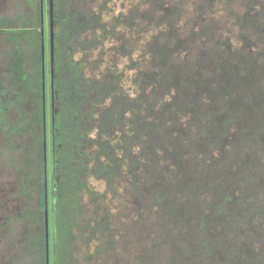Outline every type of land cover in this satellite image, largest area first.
Segmentation results:
<instances>
[{
    "label": "trees",
    "instance_id": "16d2710c",
    "mask_svg": "<svg viewBox=\"0 0 264 264\" xmlns=\"http://www.w3.org/2000/svg\"><path fill=\"white\" fill-rule=\"evenodd\" d=\"M107 1L53 0L49 264H264V0H136L106 19ZM107 39L111 64L87 74ZM10 40L34 68L12 51L0 130L38 153L18 167V217L46 264L40 27Z\"/></svg>",
    "mask_w": 264,
    "mask_h": 264
},
{
    "label": "rangeland",
    "instance_id": "374dc122",
    "mask_svg": "<svg viewBox=\"0 0 264 264\" xmlns=\"http://www.w3.org/2000/svg\"><path fill=\"white\" fill-rule=\"evenodd\" d=\"M136 0H108L105 9V18H110L119 13H125L128 8ZM102 0H98V3ZM37 0H0V83L5 87V90L14 97L11 91L12 79L9 74V69L14 61L12 51L16 48L18 51L25 52L24 66L28 72L33 71V53L29 52L32 49L30 43H24L18 40L14 43L10 40V36L15 31L26 24L27 27L39 29L37 25ZM44 10V67H45V112H46V157L47 169L49 173V121H50V83L51 77L49 72L50 64V46H49V24H48V0H43ZM18 33V31L16 32ZM27 35V34H26ZM29 36V35H27ZM115 42V41H114ZM112 40L107 39L103 46V60L98 69L86 68L87 74H96L99 76L101 72L108 67L113 59L114 53L109 47ZM29 50V51H28ZM100 49L97 48L87 55V59L93 60L97 58ZM80 53L76 54L78 57ZM118 68L125 71L123 78L124 85L130 88L131 93H134V87L131 83L132 71L125 69L127 58L118 56L116 59ZM25 108H32V101L25 102ZM19 114L18 108L11 110V118L14 119ZM27 119V116L25 117ZM32 142V136L29 133H20L11 140L4 137L0 130V264H37L38 249L30 250L26 242V223L18 217V212L22 211L26 205L24 197L21 195V175L18 171L22 159L26 155H30L32 160L36 162L38 153L27 151L29 143ZM88 183L94 186L95 189L103 191L105 182L101 179L97 180L89 176ZM50 177L48 178V185ZM34 190V194H35ZM116 202V201H115ZM37 198L32 205L35 207Z\"/></svg>",
    "mask_w": 264,
    "mask_h": 264
},
{
    "label": "water",
    "instance_id": "95a60500",
    "mask_svg": "<svg viewBox=\"0 0 264 264\" xmlns=\"http://www.w3.org/2000/svg\"><path fill=\"white\" fill-rule=\"evenodd\" d=\"M49 12V46H50V77H51V100L53 108V0H48ZM44 10L43 0H40V31H41V56H42V97H43V154H44V228H45V247L46 264H49V230H48V189L46 175V112H45V67H44Z\"/></svg>",
    "mask_w": 264,
    "mask_h": 264
}]
</instances>
